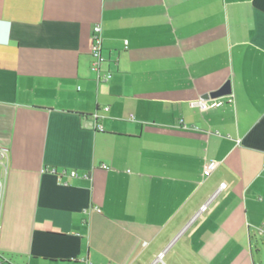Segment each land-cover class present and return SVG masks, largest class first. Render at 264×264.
Listing matches in <instances>:
<instances>
[{"label":"crops","instance_id":"obj_1","mask_svg":"<svg viewBox=\"0 0 264 264\" xmlns=\"http://www.w3.org/2000/svg\"><path fill=\"white\" fill-rule=\"evenodd\" d=\"M0 150V264H261L264 0H0Z\"/></svg>","mask_w":264,"mask_h":264},{"label":"built area","instance_id":"obj_2","mask_svg":"<svg viewBox=\"0 0 264 264\" xmlns=\"http://www.w3.org/2000/svg\"><path fill=\"white\" fill-rule=\"evenodd\" d=\"M91 58H92V65L93 68L96 69L97 65L100 63V61H102V55H101V47H102V37H101V28L99 25H95L92 29V34H91ZM227 98H229V101H232L233 97L232 95H227ZM192 106L198 108L201 112L206 111L208 109H212V108H217L223 105V99L222 97L219 98H208L205 100H197L191 103ZM99 117L98 114L93 115L92 119L94 121H96V119ZM96 129L101 131V127L99 125H96ZM7 155L6 150H0V159H5ZM217 166L216 162L210 161V160H204L203 162V176L204 177H208L210 175V173L213 171V169ZM49 172L51 174H53L55 176V178L57 179L58 182L63 183L64 185L66 183H64L62 181L63 177H70V178H77L78 175L76 172L74 171H56L54 168H51L49 170ZM84 178H86L87 176L84 175L82 176ZM222 189H225V184H220L218 190L215 192V194L207 201L206 204H204L203 206H201L199 212L190 220V222L188 224H190L191 222L194 221V219L201 214L202 212H204L207 208L208 203L213 199V197ZM2 190H3V182L2 179L0 178V208H1V202H2ZM187 224V225H188ZM162 254L158 255L157 260H160Z\"/></svg>","mask_w":264,"mask_h":264},{"label":"water","instance_id":"obj_3","mask_svg":"<svg viewBox=\"0 0 264 264\" xmlns=\"http://www.w3.org/2000/svg\"><path fill=\"white\" fill-rule=\"evenodd\" d=\"M231 94V89H230V83L226 82L223 86H221L218 90L212 92L209 94L211 98H219L223 96H227Z\"/></svg>","mask_w":264,"mask_h":264},{"label":"rangeland","instance_id":"obj_4","mask_svg":"<svg viewBox=\"0 0 264 264\" xmlns=\"http://www.w3.org/2000/svg\"><path fill=\"white\" fill-rule=\"evenodd\" d=\"M259 249H260L261 254H262V261H261V264H264V242H263L262 244H260Z\"/></svg>","mask_w":264,"mask_h":264}]
</instances>
